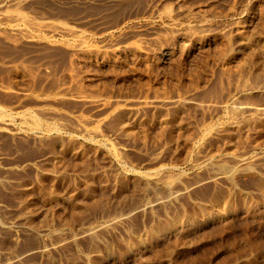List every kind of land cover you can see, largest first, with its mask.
<instances>
[{
	"label": "rangeland",
	"instance_id": "374dc122",
	"mask_svg": "<svg viewBox=\"0 0 264 264\" xmlns=\"http://www.w3.org/2000/svg\"><path fill=\"white\" fill-rule=\"evenodd\" d=\"M0 264H264V0H0Z\"/></svg>",
	"mask_w": 264,
	"mask_h": 264
},
{
	"label": "bare ground",
	"instance_id": "6f19581e",
	"mask_svg": "<svg viewBox=\"0 0 264 264\" xmlns=\"http://www.w3.org/2000/svg\"><path fill=\"white\" fill-rule=\"evenodd\" d=\"M17 13H19V12H17ZM16 13V14H17ZM168 15V14H167ZM12 16V15H11ZM26 16L27 15H21V13L20 14H17L16 16H13L12 17V21L11 22H13L14 23V25H13V30L12 31H14V33L16 32H20L21 31V29H20V25L21 24H29V21L30 20H28L27 18H26ZM33 20V19H32ZM27 24V25H28ZM32 24V23H31ZM36 25V24H35ZM29 26H30V24H29ZM37 26H39V27H41L42 25H38L37 24ZM44 26H48V25H44ZM43 27V26H42ZM42 27H41V29H42ZM48 28H51L53 31L55 30V31H61L63 34L64 33H66V34H70L71 32H72V30H70V29H68L66 26L64 27V26H54L53 25V27H51V26H49ZM38 29V28H37ZM37 29H35L36 31H37ZM46 29V28H45ZM39 31H40V33H41V30L40 29H38ZM20 33H22V32H20ZM75 33V32H74ZM72 34H73V32H72ZM80 43V42H79ZM127 47V46H126ZM164 47V46H163ZM75 48H78L79 50L80 49H82V44L81 45H77V47H75ZM84 48V47H83ZM125 48V47H124ZM77 49V50H78ZM126 49V48H125ZM128 50H131V51H139V47L138 46H136V45H133V46H130L129 48H127ZM92 51V50H91ZM79 52H81V51H78V53ZM84 52V51H83ZM90 52V51H89ZM104 52H106V51H104ZM130 52V51H129ZM75 53H77V52H75ZM91 53V52H90ZM133 55V54H132ZM172 55V54H171ZM95 57V56H94ZM170 57V56H169ZM96 58V57H95ZM76 73V72H75ZM79 77V76H78ZM86 91V90H85ZM80 93V92H79ZM85 98H86V96H85ZM98 98V97H97ZM100 98V97H99ZM91 99V98H90ZM99 99H97V101H96V104L98 103H100V104H103V101H102V99H100L99 101H98ZM167 100V99H166ZM92 101V100H91ZM140 101H143V100H140ZM89 102V101H88ZM106 102V101H105ZM95 104V106H98V105H96ZM107 103H105V104H103V105H106ZM116 104V103H115ZM94 105V104H93ZM102 105V106H103ZM81 119V118H80ZM37 122V121H36ZM85 122V121H84ZM35 123V122H34ZM36 124V123H35ZM38 124V123H37ZM87 124V123H86ZM88 124H90V122L88 123ZM36 126V125H35ZM86 127V126H85ZM87 131H88V129H86ZM91 132V131H90ZM95 133V132H94ZM95 135V134H94Z\"/></svg>",
	"mask_w": 264,
	"mask_h": 264
}]
</instances>
